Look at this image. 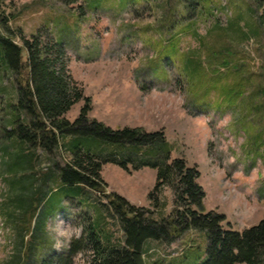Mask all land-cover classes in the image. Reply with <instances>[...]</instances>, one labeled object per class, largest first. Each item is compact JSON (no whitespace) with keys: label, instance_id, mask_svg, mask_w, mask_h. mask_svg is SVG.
<instances>
[{"label":"rangeland","instance_id":"1","mask_svg":"<svg viewBox=\"0 0 264 264\" xmlns=\"http://www.w3.org/2000/svg\"><path fill=\"white\" fill-rule=\"evenodd\" d=\"M12 3L7 31L16 41L22 42L20 28L25 36L42 28L44 36L63 41L69 72L91 97L92 118L115 128H164L169 159L198 165L207 208L225 212L237 230L264 217V22L255 0ZM187 56L201 66L190 64L187 73ZM17 85L14 72L0 62V264H10L16 253L25 257L23 264H41L50 252H66L96 212L88 199L53 195L43 202L57 186L55 164L69 158L62 145H37L31 157L10 167L15 150L30 149L6 135ZM82 104L75 103L66 117L74 119ZM103 164L106 190L156 217L169 214L170 186H161L154 205L155 167L131 160ZM88 190L87 198L105 201ZM106 221L112 236L122 238L118 219ZM205 231L188 229L174 242L150 240L146 264L200 263L207 256ZM87 248L74 254L72 264H90Z\"/></svg>","mask_w":264,"mask_h":264},{"label":"trees","instance_id":"2","mask_svg":"<svg viewBox=\"0 0 264 264\" xmlns=\"http://www.w3.org/2000/svg\"><path fill=\"white\" fill-rule=\"evenodd\" d=\"M12 1L0 0V62L14 72L18 83V98L9 102L10 117L5 130L7 136L27 142L30 149L27 153L15 150L10 167L31 157L32 148L37 145L48 150L62 145L69 158L55 164L57 186L50 188L43 202L53 195L58 200L66 196L82 202L88 199L96 212L83 235L74 238L66 252H50L41 264H72L74 254L86 247L92 254L90 264H146L145 250L150 240L174 242L191 228L206 230L207 237V256L196 264H264V217L237 230L230 225L225 212L207 208L198 165L188 164L182 157L169 159L164 128L148 130L127 124L115 128L92 118L88 114L92 109L91 97L70 74L63 41L44 36L42 28L25 36L18 27L22 42L7 31L12 29L9 22L13 16L8 9ZM255 4L264 22V0H255ZM186 59L187 73L190 64H194L193 68L201 66L200 60L189 56ZM80 100L83 104L77 116L66 117L65 113ZM108 160H131L137 165L155 167L154 205L159 201L157 192L161 186H170L174 205L169 214L156 217L123 194L106 190L108 184L101 172ZM88 189L94 190L96 196H106L105 201L87 198ZM43 196L39 193L36 202ZM114 217L122 228V238H114L106 228V220ZM13 257L10 264L26 263L18 253Z\"/></svg>","mask_w":264,"mask_h":264}]
</instances>
